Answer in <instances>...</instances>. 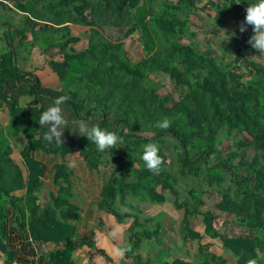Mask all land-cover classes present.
Masks as SVG:
<instances>
[{
  "label": "trees",
  "instance_id": "16d2710c",
  "mask_svg": "<svg viewBox=\"0 0 264 264\" xmlns=\"http://www.w3.org/2000/svg\"><path fill=\"white\" fill-rule=\"evenodd\" d=\"M10 1L25 20L0 35L8 43L0 49V107L5 104L11 116L6 129L0 126L4 263L15 260L6 242L11 212L35 242L62 244L49 253L50 264H76L78 247L96 246L92 237L78 234L81 214L72 203L74 172L67 164L77 156L91 170L111 167L100 208L120 223L133 219L126 256L139 264L153 263L135 253L145 241L161 247L163 222L160 214L143 219V210L129 198L161 205L167 191L181 212L184 243L198 246L191 258L162 257L160 264H264V0H209L201 8L202 0ZM6 7L0 1V15ZM209 7L219 25L232 11L246 17L232 35L228 60L185 42L195 36L192 13ZM72 25L89 27L86 49H76L81 37ZM133 35H139L144 51L135 63L124 49ZM36 47L63 83L61 90L43 87L36 74L16 66L19 51ZM162 75L171 80L170 92H161L163 85L155 80ZM23 98L31 104L23 105ZM148 132L152 135L145 136ZM19 134L26 137L25 167L11 156L10 140ZM225 141L227 154L219 149ZM41 153L61 159L55 166L58 193L45 198ZM175 168L182 179L216 188L222 194L217 208L236 219L217 228L215 216L201 210L202 185L182 199ZM20 189L24 196L12 193ZM197 216L226 254L202 242L192 223Z\"/></svg>",
  "mask_w": 264,
  "mask_h": 264
},
{
  "label": "crops",
  "instance_id": "0c3cea01",
  "mask_svg": "<svg viewBox=\"0 0 264 264\" xmlns=\"http://www.w3.org/2000/svg\"><path fill=\"white\" fill-rule=\"evenodd\" d=\"M0 1H3L8 5V8H12L11 10H8L6 7V9L2 11L3 14L0 15V35L2 36L5 32H10L9 24L17 28L21 27L24 23L25 16L20 10L13 8L10 0ZM0 49H8V43L5 40H0ZM16 66L22 71L33 72L36 74L45 88H47L46 85L49 84V82L55 83L59 78L48 65L47 58L41 53L39 47L34 48L31 53L19 51ZM56 84V87L58 86V88L55 90H61L62 83L58 80ZM31 101L32 100L30 99L23 98L21 103L23 105H30ZM10 120L11 116L9 108L4 104L0 107V126L6 129ZM10 141L13 148V153L11 155L13 160L22 167H25L21 154L26 143L25 135L19 134L13 136ZM40 158L45 163V185L44 190L42 191V195L45 198L49 193H58V187L54 182L56 174L55 166L61 159L52 155H44L43 153L40 154ZM67 164L74 172L71 179L74 188V198L72 199V203L79 208L81 214V218L77 223L78 234L83 238L92 237V240L96 243L94 248L87 245L78 247L74 253L75 263L139 264L134 257L126 256V247L129 245L126 230L132 223L133 219L127 218L132 219L131 223H128L130 220L127 219L123 223H120L113 215H110L108 212L100 208L102 189L107 182V178L110 179L111 171L106 167L99 170H91L87 164L77 156L70 157L67 160ZM79 167H82L81 169L83 170H78ZM12 193L16 196H24L26 190H15ZM130 199L131 198H129V202ZM144 202L151 206H155L149 202ZM46 205L47 202H45V206ZM142 210L144 212L142 215L147 214L144 209ZM148 216H151V214H148L145 217ZM145 217H143V219ZM112 232L115 234H112ZM6 242L9 249L14 253L15 260L12 264H50L48 257L49 253L61 249L62 247V244H55L52 242H35L29 229L20 226L16 222L15 215L12 212L7 219ZM141 256L143 257V255ZM0 264H6L1 256Z\"/></svg>",
  "mask_w": 264,
  "mask_h": 264
},
{
  "label": "rangeland",
  "instance_id": "374dc122",
  "mask_svg": "<svg viewBox=\"0 0 264 264\" xmlns=\"http://www.w3.org/2000/svg\"><path fill=\"white\" fill-rule=\"evenodd\" d=\"M209 0H202L199 7L201 8L204 6ZM219 1V0H214ZM9 10V8H8ZM3 14V13H2ZM215 15L216 11L213 7H209L207 10H198L194 13H192V25L193 29L195 30V36L194 37H187L185 39V42H190L197 46V48L203 52H211L213 56H216L218 58H224L226 60L231 58L230 55V44H231V38L233 33H235L237 30H239L240 25L244 24L245 22V15H238L234 11L230 13L225 19L224 24L219 25L215 21ZM73 32L75 35L81 37V41L76 44L77 50H84L86 49L88 45L89 40V27H84L80 25L73 26ZM124 49L128 52V57L130 59L131 63H135L142 59L144 57V51L142 44L139 41V35H133L126 39L124 41ZM42 53V52H41ZM257 61H263V58H258L256 56ZM61 57L58 56V59ZM254 58V57H252ZM59 80V78H58ZM49 82L47 84V88L51 89H57L56 83ZM156 81H159L163 85V88L161 92H170L172 90L171 88V80L168 76L162 75L160 77H155ZM60 81V80H59ZM61 82V81H60ZM59 83V82H58ZM62 83V82H61ZM63 88V83L62 87ZM145 136H151L152 132H148L144 134ZM166 138V137H165ZM169 137H167L168 139ZM166 139V140H167ZM170 137V141H171ZM173 141V140H172ZM175 141V140H174ZM229 142L225 141L222 145L219 146V149H221L224 154H227ZM167 154L170 155L171 159H173V156L170 154L171 150L166 149ZM254 154L253 151H250L249 157H252ZM106 157H108L106 155ZM82 167H79L78 170ZM109 171L112 172L111 167L107 168ZM173 172L178 176L177 168L173 170ZM179 181L177 184V188L181 193L182 199L187 198V191L188 189L192 187L199 188V185H202L206 193L203 196V202L201 206V210L203 212L209 211L215 216V225L217 228L221 227L223 222L225 220H235V216L224 213L221 210L217 208V204L222 200V194L216 189L209 186H206L204 183H198V180L191 177L190 179H182L178 176ZM109 181V178L106 180ZM168 195V201L162 205H155L151 206L148 203H145L143 200L140 199H130V202L134 203V207L144 209L147 214L142 215L141 217H145L148 214H151V216H157L160 214V218L163 222V229H162V244L161 247L156 246L155 242H147L145 241L142 244L141 249L136 251V254H141L144 257V260L151 259L153 260L152 264H160V261L162 260V257L164 259L167 258H173V257H186L191 258L193 254L197 250L198 242L194 241L192 243L186 244L183 241L182 237V228H181V212H179L173 205V196L170 194V192H166ZM129 202V203H130ZM123 212L124 210L131 211L127 208L122 207L121 209ZM128 223H131L132 219ZM193 227L202 233L203 235V241L204 243L210 242L212 243L211 250L218 254L223 255L226 254V251L224 250L222 244L218 242L217 240L211 239L208 237L204 232V223L202 216H197L192 219ZM112 234H115L112 232ZM127 245V244H126ZM160 252V253H158Z\"/></svg>",
  "mask_w": 264,
  "mask_h": 264
}]
</instances>
